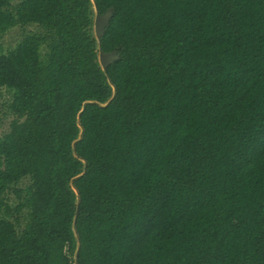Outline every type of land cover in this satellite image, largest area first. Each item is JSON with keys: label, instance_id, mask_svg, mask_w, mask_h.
Masks as SVG:
<instances>
[{"label": "trees", "instance_id": "16d2710c", "mask_svg": "<svg viewBox=\"0 0 264 264\" xmlns=\"http://www.w3.org/2000/svg\"><path fill=\"white\" fill-rule=\"evenodd\" d=\"M1 101L0 264H264V0H0Z\"/></svg>", "mask_w": 264, "mask_h": 264}, {"label": "rangeland", "instance_id": "374dc122", "mask_svg": "<svg viewBox=\"0 0 264 264\" xmlns=\"http://www.w3.org/2000/svg\"><path fill=\"white\" fill-rule=\"evenodd\" d=\"M19 0H12V3H16ZM35 29L34 26H30L27 28H21V27H15L10 29L9 31H7L6 33H4V35L2 36L1 42L4 46L5 49L7 48H11L14 47L17 42L21 39L23 33H25V31H31ZM10 95L7 91V89L4 90V98L2 99V101H6L10 98ZM2 101L0 102V105L2 104ZM1 113L3 115V109H1ZM0 115V117L2 116ZM4 116V115H3ZM2 116V117H3ZM8 122H9V118L7 119V117H3L2 120H0V135L5 132L8 128Z\"/></svg>", "mask_w": 264, "mask_h": 264}, {"label": "water", "instance_id": "95a60500", "mask_svg": "<svg viewBox=\"0 0 264 264\" xmlns=\"http://www.w3.org/2000/svg\"><path fill=\"white\" fill-rule=\"evenodd\" d=\"M111 16H112V11H108L103 15L97 13L95 20V32L99 40L104 35L106 26L109 24ZM117 58H118V54L116 50L112 52L101 51L100 53V60L104 68H106L110 62H112Z\"/></svg>", "mask_w": 264, "mask_h": 264}]
</instances>
